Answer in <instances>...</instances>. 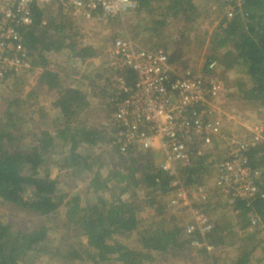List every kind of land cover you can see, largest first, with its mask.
Masks as SVG:
<instances>
[{
  "label": "trees",
  "instance_id": "16d2710c",
  "mask_svg": "<svg viewBox=\"0 0 264 264\" xmlns=\"http://www.w3.org/2000/svg\"><path fill=\"white\" fill-rule=\"evenodd\" d=\"M197 3V0H139L135 14L149 18L153 26L150 29L152 36L142 38L136 33L142 39L130 38L128 34L117 37L128 39L140 49L163 51L176 74L189 71L204 78L215 77L217 67L221 66L223 72L218 80L222 83V79L227 82L226 74L234 73L233 86L236 88L232 95L239 94L240 100L253 105L257 116L263 119L264 0H241V6L232 18H228L223 9L225 0H219L222 19L214 35L210 36L208 59L197 68L186 62L185 53L172 50L166 42L156 46L148 44L153 37H163L169 27L179 22L184 29L193 30L199 17ZM32 19L30 26L20 29L30 60L29 70L0 79V89L4 92L3 102H0V202L35 217L39 225L21 229L11 221L1 220L0 264H38L35 260L41 257L50 260L58 257L66 264L84 261L93 264H159L192 252L212 260V254L204 248L191 247V242L200 238L197 233L186 234L187 219L182 221L175 211V215L166 218L170 210L163 196L170 192V178L151 160L153 152L132 147L121 152L114 144V135L119 130L112 120L108 129H103L87 119L94 110L92 103L98 95L104 94L106 116L114 113L115 98L120 92L117 77H122L130 87L136 80L130 70L115 72L109 67L108 60L100 72L89 66L84 68L87 61L107 56V47L118 38L107 39L106 46L103 41L95 40L98 48L90 42L94 41L93 36L89 39L86 36V22L64 15L59 2L48 7L34 6ZM95 21L98 25L95 28L101 30L107 27L106 23L117 20L103 23L95 18ZM184 32H179V38L186 37ZM144 41L147 42L141 44ZM59 55L65 58L64 63L52 60ZM32 77L37 78V84L24 97L27 80ZM98 81L100 84L104 82L103 85L98 86ZM44 90L54 95L49 108L51 123L45 129L25 130L29 107L39 103ZM48 115L44 116L48 118ZM26 139L29 143L21 142ZM196 152L197 147L192 148L191 165L182 170L187 187L200 185L202 176L211 169L208 154L196 157ZM248 159L252 170L262 171V181H257V186L259 193H264V141L250 150ZM50 162L58 165L64 177L88 179L84 192H66V188L75 185L63 183L67 178L59 176L61 182L58 176H52ZM97 162L99 165L95 168ZM140 167L142 170H137ZM104 169L107 175H103ZM135 173L139 174L140 184L136 182ZM83 174H88L89 178H78ZM115 189L119 191L118 195L107 199L106 194ZM129 189L134 190L125 200L123 196ZM142 191L143 195L140 194ZM210 207L209 204L201 206L207 214ZM224 212L218 209L210 214L213 227L203 240L212 249L225 244L226 229L230 225L233 224L232 229L245 231L249 217L254 213L264 222V200L258 198L250 207L237 202L228 211L230 225L218 218ZM73 231L76 235L71 240H77L78 244H70L69 249L62 252L61 246L70 243L67 238ZM259 235L264 239L262 230H254L246 236L248 239L243 245L249 244V247L240 244L243 251L234 264H254V255L263 249L264 240L262 242Z\"/></svg>",
  "mask_w": 264,
  "mask_h": 264
},
{
  "label": "built area",
  "instance_id": "2783aa9c",
  "mask_svg": "<svg viewBox=\"0 0 264 264\" xmlns=\"http://www.w3.org/2000/svg\"><path fill=\"white\" fill-rule=\"evenodd\" d=\"M57 2L64 15L82 22L96 18L106 23L139 8V0H0V79L29 70L20 29L32 24L34 6L48 7ZM225 2V13L232 18L241 0ZM107 60L115 72L130 70L136 75L131 87L122 77L116 78L120 92L115 98L112 121L119 131L114 135V144L121 152L132 147L151 151L160 158L157 168L170 178L167 207L190 210L192 223L185 225V232L197 233L200 238L193 240L191 247L212 253V247L203 240L213 227L212 216L201 208L207 203V190L202 185L187 187L182 170L191 165L192 148L197 147L196 157L221 149L224 156L216 166L214 190L232 209L237 202L250 207L254 200H264L257 186L262 171L248 165V153L264 141V128H249L246 138L228 136L226 130L234 118L221 104L226 92L223 83L189 71L176 74L163 51L140 49L128 39L118 38L107 51ZM247 230L264 232L258 214L249 217Z\"/></svg>",
  "mask_w": 264,
  "mask_h": 264
},
{
  "label": "rangeland",
  "instance_id": "374dc122",
  "mask_svg": "<svg viewBox=\"0 0 264 264\" xmlns=\"http://www.w3.org/2000/svg\"><path fill=\"white\" fill-rule=\"evenodd\" d=\"M219 3H217L216 5V12L217 14H219L217 17V19L221 20L222 19V15H220V11L217 8H221L220 6H218ZM224 6V5H223ZM224 9V7H223ZM137 12V11H136ZM129 13L123 17H121L120 19H117L116 22L114 23H106L107 27L101 28V30H97L95 28L98 27V25L95 23V21L92 22H86L85 23V28L84 31H86V36L88 37V39L93 36L94 41L91 40L90 42L93 44H96V41H103L104 45L106 46L107 39L110 41L112 40V36H116V38H118L119 36H123L122 34H124L125 36L128 34L131 38V36H135L138 37L139 39L142 38H149L151 37V27H153L151 25V22L149 21V18L146 15H136L135 13ZM157 17H155L156 19ZM154 19V18H153ZM179 22V21H178ZM196 22V21H195ZM194 22V23H195ZM180 24H177L175 26H171L170 29H168V31L166 32V34L164 36H167V38H157V37H153L152 41H150V43H148L149 45H153L156 46L158 45L157 43H168V45L170 46V48L172 50L178 49V50H189L190 45L184 44L183 42H181V38L178 39H171L172 35L174 33L177 32V36H179V32H181L182 28L184 30L183 24L182 22H179ZM207 25V24H206ZM205 26V25H204ZM119 30V31H118ZM176 31V32H175ZM96 32V33H94ZM102 32V34H101ZM124 32V33H121ZM173 32V33H171ZM100 33V34H99ZM136 33H140L143 37L140 38ZM118 36V37H117ZM129 38V37H127ZM172 41H171V40ZM96 40V41H95ZM132 40V39H131ZM158 42H155L157 41ZM175 40V41H174ZM134 42V41H133ZM144 41L141 44H145ZM135 43V42H134ZM173 43V44H172ZM136 44V43H135ZM137 45V44H136ZM139 47H142L140 45H137ZM111 44L109 45V47H107V51L110 49ZM147 49V48H146ZM196 49V48H195ZM106 51V53H107ZM183 52V51H182ZM209 54H205V55H192V54H188L185 53V59L186 62H188V64H191L192 67H199V65H204V63L206 62V60L208 59ZM105 59H107V56L104 55L103 56ZM52 60H57L59 63H64L65 58L62 56H56L53 57ZM63 65V64H62ZM224 66V65H222ZM201 68V67H200ZM219 68V69H218ZM215 71V70H214ZM218 75L215 76V78L218 79V76H222V68L220 69V67H217L216 71H215ZM226 77V81L222 79V83L225 86H231L235 83V79H236V75L234 73H228L225 75ZM78 80V79H76ZM104 83V82H103ZM103 83L100 84V82H97L98 86H102ZM37 84V78L36 77H32L30 79L27 80V84L24 90V94L23 96L26 97V95L29 93V91L31 90V87H34ZM5 89V88H4ZM45 91V90H44ZM42 91L41 92V100L39 101V103L35 106V103H33V107H29V111L30 114L27 117L28 120V124H26L24 126L25 130H37V127H42V129H45L44 127H47V125H50L49 122L51 123L52 120V114L50 111V104L52 103L53 99L52 97H54V95H52V93L47 92V91ZM234 92V91H232ZM49 93V94H48ZM238 93V92H236ZM4 95V92L1 91L0 89V102H3L1 100L2 96ZM109 102V100H108ZM31 104V103H30ZM93 106H94V110L92 112H90L87 116L88 121L91 124H98L100 125L103 129L107 128L110 126L109 121L112 120V114L111 116L107 117L106 116V112L105 110L106 108V104H105V100H104V94L103 95H98V98H95L93 101ZM221 104H223L225 106V109H228V112H230L233 116V123L238 122L240 123L237 127H232L230 128V133L231 135L236 134L238 136H243L247 133V131L245 130L244 132H240V130H244L242 128V126H248L249 128H252L254 126H262L264 128V118H259L257 116V109L254 108L253 105H250L249 103H245L243 101L240 100V95L239 94H234L232 95V93L229 91V89H226V92L221 96ZM25 108L26 105L24 106V112L23 115L25 116ZM42 110V111H41ZM50 114L48 115V118L45 117V114ZM243 123V125L241 124ZM232 125V124H231ZM230 125V126H231ZM242 128H240V127ZM232 129V130H231ZM226 133H228V130H226ZM249 136V130L247 135L244 137H248ZM22 143H29V140L26 139L24 141H21ZM63 148V147H62ZM65 150V149H64ZM208 161L212 162L211 165V169L208 173H205L203 177V183L201 182L200 185H202L206 190H207V195L208 200L206 204H209L210 210L208 211V214H214V212L218 211V209H223L225 210V214L224 215H218V218L222 221L227 223V225H230V219L228 216V211L232 210V207L227 203V200L223 198V196L219 193H217L214 190V181L216 178V165L219 163L221 157L223 159L222 154L218 153V157L216 156L215 152H209L208 153ZM112 159V158H111ZM221 159V160H222ZM153 161V163L158 167L159 163H160V158L153 153V157L151 159ZM98 164L95 165V168L98 167L99 162H97ZM116 163V160H115ZM50 166V171H51V175L52 176H63V174L60 173V169L58 167V165L53 164V162L49 163ZM137 170L141 171L142 168H137ZM61 174V175H60ZM90 174V173H89ZM103 175H107V170L104 169L103 170ZM135 178H136V182H138L139 184L141 183L140 177L138 173H135ZM105 177V176H104ZM60 179V181L62 182V179ZM67 178L64 180L63 183L65 182H69V184H72L73 186L75 185V187H72L71 189L66 188V192L69 193H75V192H84V187L86 186V183L88 182L86 180L82 181L81 179L78 180L76 177H64ZM78 178H89L88 174H83L81 177ZM134 182V180H132V183ZM133 186V185H132ZM193 187V186H191ZM115 188V187H114ZM138 189V188H137ZM192 189V188H191ZM134 189H129V191L126 193V195L123 196V199H128V197L131 195V193L133 192ZM114 191V190H113ZM111 191L110 194H106L107 199H110L111 197H115L117 196L118 193L117 189H115V191L113 192ZM138 191H140V189H138ZM84 194V193H82ZM81 194V195H82ZM141 195H143V191L140 193ZM164 201H166V198L163 196ZM223 200V201H222ZM12 207L6 203L0 202V221L4 219V221H11L14 224H16L19 228H23V229H31L32 227H36L39 225L38 221L36 220L35 217L32 216H28V215H24L20 212H17L15 209H11ZM170 211H168L166 218H169L171 215L170 214H178V216H180V218L182 219V221H185L187 219V223L190 222L191 220V213L190 210L186 207H181V208H168ZM179 210V211H176ZM174 211L176 213H174ZM207 212V211H206ZM146 217L147 215L144 214ZM144 216V217H145ZM211 216V215H210ZM148 218V217H147ZM233 224L230 225L229 228H227V232L228 235H226V240H225V244L220 245L218 248H214L212 251V260L211 258L209 260H207L205 258L204 255H200V254H196L195 252H192L190 254L185 253L183 256H181V258L176 259H168L167 261H162L159 264H234L236 261V259H238L239 254L243 251L240 249V244L242 246H247L243 245V242L245 240L248 239V237L252 234V232L245 230V231H241V230H237V229H232ZM230 231V232H229ZM65 234V233H64ZM76 233L73 231L71 234H69L67 240L70 241L69 244L61 246V251L62 252H66L69 249V245L71 244V246L77 245L78 242L77 240H71V238L73 236H75ZM52 238H54V236H52ZM58 238V237H57ZM59 240V238H58ZM263 242V238L261 239ZM260 242V243H262ZM249 247V244L246 248ZM263 249L259 250L258 253H256L254 255L255 261L254 264H264V243H262ZM35 262H37L38 264H66L64 261H60L59 258H54V259H48V257H41L35 260ZM78 264V263H77ZM80 264H93L91 262L88 261H84L81 262ZM103 264H116L115 262H106ZM157 264V263H156Z\"/></svg>",
  "mask_w": 264,
  "mask_h": 264
},
{
  "label": "crops",
  "instance_id": "0c3cea01",
  "mask_svg": "<svg viewBox=\"0 0 264 264\" xmlns=\"http://www.w3.org/2000/svg\"><path fill=\"white\" fill-rule=\"evenodd\" d=\"M197 2H198L197 7L199 8V11H198L199 17L196 20V22L194 23L193 30L184 29V31H185L184 34H186V37H183V40L181 39L182 40L181 42H183L184 44L190 45V47H189V50H187V51H185V50H181V51H183V53H188V54H192V55H199L200 54L202 56L205 54H209L208 48H209V44H210V36L214 35V33L216 31V27L219 23V19H217V17H216L219 15L216 12V5L219 2V0H197ZM222 3H223V1H222ZM218 6H220V5H218ZM217 9L220 11V8H217ZM170 28L171 27H169V29ZM182 31H183V28H182L181 32ZM171 33H173V32H171ZM177 35H178L177 32L174 33L172 35L171 39H175V40L178 39L179 36H177ZM163 38H167V36H164ZM200 42H201V44H200ZM94 45L98 47L97 44H94ZM106 61H107V59H105L104 57L93 58V59L86 62V64L84 65V68L89 66V67H91L92 70H93V68L99 69V72H100L105 68V62ZM221 68L223 70V67L220 66V69ZM228 87L225 86V88L229 89V91L231 93H232V91H235V89H234V88H236L235 86L231 85L229 88ZM239 124L240 123H238V122L230 123L231 126L229 125L227 128V130H228L227 135L230 137L233 136V137H238V138H244L248 133V130H249L248 126L247 127L242 126L245 128H242L239 126L240 128L244 129V130H240V132H242V131L244 132L245 130L247 131V133L243 136H238L236 134L231 135V133L229 132L230 128L237 127ZM241 124L243 125V123H241ZM212 151L216 153L217 157H218V153H220V154H222V156H224V151H222L221 149L215 148V150L214 149L210 150V152H212ZM221 159H222V157H221ZM221 159H220V161H221ZM218 164L216 166H218ZM224 200H225V198H224ZM219 210H220V208H219ZM231 213H233V212H231ZM245 230H247V229H245ZM258 242H260V241L258 240Z\"/></svg>",
  "mask_w": 264,
  "mask_h": 264
}]
</instances>
